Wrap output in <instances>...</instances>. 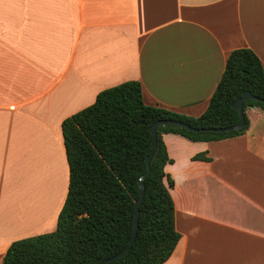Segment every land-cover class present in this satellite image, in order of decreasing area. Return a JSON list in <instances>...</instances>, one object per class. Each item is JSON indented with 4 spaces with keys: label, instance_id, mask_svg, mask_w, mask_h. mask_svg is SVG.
I'll return each mask as SVG.
<instances>
[{
    "label": "crops",
    "instance_id": "1",
    "mask_svg": "<svg viewBox=\"0 0 264 264\" xmlns=\"http://www.w3.org/2000/svg\"><path fill=\"white\" fill-rule=\"evenodd\" d=\"M239 47L264 69V0H0V262L56 228L64 118L126 80L147 105L199 116ZM245 114L236 136L162 134L180 234L162 264H264V110Z\"/></svg>",
    "mask_w": 264,
    "mask_h": 264
},
{
    "label": "trees",
    "instance_id": "2",
    "mask_svg": "<svg viewBox=\"0 0 264 264\" xmlns=\"http://www.w3.org/2000/svg\"><path fill=\"white\" fill-rule=\"evenodd\" d=\"M244 91L264 99V69L248 47L229 52L207 107L199 116L145 104L137 80H126L99 91L92 104L61 122L68 184L56 228L10 242L0 264H99L118 253L133 234L138 179L146 172L152 124L173 118L197 128L233 125L239 121V115L232 103ZM248 107L264 110V103L243 101L245 126L236 131L220 134L172 125L157 128L150 171L143 179L134 240L124 254L106 264H162L179 240L169 192L173 180L164 171L165 164L172 160L162 134L176 133L191 141L236 136L248 127ZM193 159L209 158L198 153Z\"/></svg>",
    "mask_w": 264,
    "mask_h": 264
},
{
    "label": "water",
    "instance_id": "3",
    "mask_svg": "<svg viewBox=\"0 0 264 264\" xmlns=\"http://www.w3.org/2000/svg\"><path fill=\"white\" fill-rule=\"evenodd\" d=\"M246 99H253V100H259L262 103H264V99L263 98H257V96L252 95L249 91H244L241 96H239L236 101H234L232 103L233 108L238 112L239 115V121L233 125H228V126H222V127H211V128H197L194 126H191L188 123L182 122L180 120L177 119H173V118H163V119H159L156 120L152 126H151V135H152V140H151V151L150 153L147 155L146 157V172H144L138 179V184H139V197L137 198V200L135 201V205H134V221H133V234L132 237L130 239V241L128 242V244L122 249L120 250L118 253H116L115 255L103 260L102 262H100L99 264H106L108 262H110L111 260H114L118 257H120L122 254H124L127 249L130 247L131 243L134 240L135 237V233H136V229H137V219H138V206L142 200L143 197V190H144V184H143V179L148 175L149 171H150V159L153 155L154 149L156 147L157 144V140H156V130L159 126H166V125H172V126H179L184 128V130H188V131H212V132H216V133H226V132H230V131H236L239 130L241 128H243L245 126V118H244V114H243V110H242V103L243 101H245Z\"/></svg>",
    "mask_w": 264,
    "mask_h": 264
}]
</instances>
